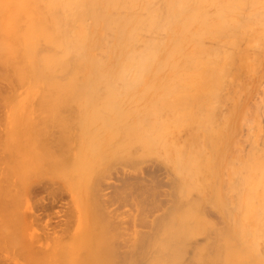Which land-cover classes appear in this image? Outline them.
I'll use <instances>...</instances> for the list:
<instances>
[{
  "label": "bare ground",
  "instance_id": "6f19581e",
  "mask_svg": "<svg viewBox=\"0 0 264 264\" xmlns=\"http://www.w3.org/2000/svg\"><path fill=\"white\" fill-rule=\"evenodd\" d=\"M21 1L0 76L72 95L75 129L72 165L63 147L32 149L30 173L56 165L64 181L69 164L73 185L79 156L87 174L84 240L59 261L264 264V0ZM29 126L24 142L45 147L33 136L44 125ZM11 189L0 188V264H42L41 208L14 211Z\"/></svg>",
  "mask_w": 264,
  "mask_h": 264
},
{
  "label": "rangeland",
  "instance_id": "374dc122",
  "mask_svg": "<svg viewBox=\"0 0 264 264\" xmlns=\"http://www.w3.org/2000/svg\"><path fill=\"white\" fill-rule=\"evenodd\" d=\"M20 4H22L21 0H8V1L7 0H0V11H1L0 12V20H1L0 21L1 22L0 23V27H1L0 28V51H1L0 54L2 55V57H4L3 55L5 54V49H6L5 46H7V45H5V42L7 40V37H9V35L7 33V29H8L7 27L10 26L11 23H14V21H16L18 23L19 28H17V25H16L17 23H14L16 25L17 29H20L22 27V26H20V24H22V20H23V19L21 20V15L17 13V15H19V16L17 17L16 20L13 21L11 18L13 16H15L16 14H13V12H10L13 8H14L13 11L15 10V12H16V9H18ZM11 13L13 16L11 15ZM8 16L9 17L11 16V17L9 18ZM16 16L13 19H15ZM8 18H9V20H7ZM18 20H20V21H18ZM22 30L23 29L21 28V30H19V31H22ZM2 45L4 46V48L1 49ZM17 49L19 50V47ZM3 50H4V53H3ZM19 52L21 53V49L19 50ZM19 52H17L16 56L18 55ZM3 67H5V66H2V68ZM7 69H9V68L5 67L3 72H5V70H7ZM0 72L2 74H5L2 72L1 67H0ZM7 72H9V70ZM7 72L5 75L8 74ZM1 73H0V75L3 76ZM11 77L9 76V77H6L5 79L6 80L8 79L11 82V80L9 79ZM1 79H0L1 80L0 84L1 83L2 84L0 85V91L3 92V97H2V93L0 92V95H1L0 96V102L2 101L1 102L2 108L0 107V180H2V182H0V183H2L3 185L1 184L2 187H0V188H3V190L8 188L9 186L12 188L11 191L14 193V195H16V197L13 200L14 201L13 208L15 207L17 209V210H15V209H13V210L16 212L19 211L20 213H23L26 217H28V215L30 213L35 211L36 207L41 208L40 211H41L42 215H41L40 224L42 227V240H43V242H42L43 243L42 244L43 245L42 246V254H43L42 255V264H62L59 261V258H60L59 256H61L60 254H62L63 252H64V254H67V252L68 253L72 252V245L76 242V240H84V230L82 231V229H83L84 223H85V216H84L85 212H82V211L80 212V210H83L82 208H84V211H86L85 210L86 199L83 196L84 193L82 190H83V183L86 180L87 174L85 173V170L82 167H80V164H78L79 163V156H77V159H76V166H79V173H76L77 178L75 179L74 184L72 185L73 182L70 180L72 177L71 178L69 177L70 179L68 178V180H70V182L68 180H66L67 177L71 176V174H72V168H69V167H71V165H72L71 164V161H72V142H73L74 137H75L74 135L72 136V134L74 133V130H75V129H72V127H73V125H72L73 116L72 115H74V114L71 111L72 110V105H71L72 103H69V102H72V95H70V96L67 95L64 97L59 96V98H56L58 96H55V95H53V96L44 95V94L40 95V93L38 92V89H40L39 81L35 82L36 85L34 84L33 87H32L33 83L31 85H28V83H26V84L22 83L21 84V82H19V85L21 84L23 89H24V87L27 86L26 89L21 90L22 87L19 88L21 85L18 87V85L16 84L18 82V80L17 81L15 80L16 82L13 85H15V86L17 85V86H16V90L13 91L12 90L13 88H11V87H13V85L11 86V84H10V86H9L8 84L10 82L7 83L8 80L6 82V80L3 79V77H1ZM13 79H15V78H13ZM13 79H12L11 83H13ZM5 85H7V88H5L6 87ZM30 86L32 89H30ZM8 87L11 90H8ZM17 87H18V89H17ZM6 89L9 91L8 94H7L8 91ZM28 89H30L31 91L26 92L25 90H28ZM35 90H37V91H35ZM24 91L26 94L25 96H24ZM37 93H38V95H36ZM41 96L43 97V99ZM69 98L71 99V101ZM57 100H59V101H57ZM60 100L61 101H67V103L71 105V106H68L69 109H68V107H65L68 105L67 103L63 104L64 106L61 104V107L63 106L62 108L59 107L60 104H56V103L60 102ZM5 101H6V103L8 102V104H6ZM41 102L42 103L45 102V103L41 104ZM17 103H18V105H17ZM34 103H36V104H34ZM55 104H56V106H55ZM39 106H41V107H39ZM58 109H59V111H58ZM66 109H68V112ZM46 119L48 120V122L50 124L47 122ZM44 121H45V123H44ZM56 123H57V125H56ZM66 123H68V124H66ZM38 124L44 125L42 127L39 126L42 129H44V127H46V125L47 126L49 125V130H48V127H46V129H44V130L41 129L39 131L40 128H38V126H36ZM29 125H32V126L34 125L33 129H35L34 127L38 128V129H35L33 131V133L35 132V134H36V135H33L34 137L43 138V139L47 138V140L46 139L44 140L45 142L47 141V143L45 144V147L42 146L43 147L42 148L41 146H37V144H35L34 142L33 143L35 145L33 146V143H31L32 146L30 145L31 146L30 147L27 142H24L25 137L27 136V134L30 133V132L28 133V131L30 130L28 128L31 127ZM52 125H54V126H52ZM21 126L23 128H21ZM54 127L55 128L57 127L56 128L57 130ZM60 127L62 129L61 131H60ZM17 128H19L21 130H18ZM27 129H28V131H27ZM33 129L31 128V130H33ZM13 131L14 132L16 131V133H14ZM41 131H42V133H41ZM44 131H45L44 134H46L47 137H45L46 135L43 134ZM38 132H40V133H38ZM48 132H49V134H48ZM17 133H18L19 137H18V135H15ZM25 134H26V136H25ZM65 135H66V138H64ZM67 135L69 138L67 137ZM14 137H15V139H14ZM61 137H63V138H61ZM50 140H52V141L50 142ZM63 140H65V141H63ZM58 142H60L59 143L60 146H58V144H57ZM65 143H67V144H65ZM61 144H62V146H61ZM86 145H87V143L85 145H81L80 147L84 146L88 149L89 147H87ZM57 146H58V148H57ZM59 147H61L59 150L61 152L63 151L62 150L63 148H64V151L66 150L65 152L63 151L64 154L67 151L71 152L70 153L71 157L69 158V160L67 159V157L70 156L69 153H66V154H68V156H67V155H63V152L60 154H59V152H54V153H57L59 155L62 154L61 156H67V157H63V158L58 157L61 159L66 158V160H63L64 162L66 161V163H69V161H70L71 165H69V164L65 165L66 167H68V169H71V170L67 169V171H65V173L68 172L67 173L68 176L66 177V174L63 173V174H65L63 176L66 177V179H64V181H66V182H64L62 179L60 181V178H55L56 177L55 172L57 170L54 168L56 167V165H54V167H48L49 171L54 172V174H52V175H43L42 173H39V174H31L30 173L29 165H28V160H29L28 156H29L32 149H34V150L38 149L39 152H41V154H44L46 156H51L52 155L51 153H53L52 150L56 151V149L58 150ZM84 147L82 148V151L83 150L85 151ZM52 148H54V149H52ZM79 150L81 151V149H79ZM50 151H51V153H50ZM27 153H29V154H27ZM57 156L58 155H56V157ZM52 157H54V155ZM72 190H73V199H72ZM76 198H77V202L75 200ZM43 202L46 204V206ZM79 206H80V209L78 208ZM10 208H11V206H10ZM77 209H78V211H76ZM123 209H125V208L123 207ZM76 212L79 213L78 214L79 216L76 215L77 214ZM81 214H84V215H81ZM83 216H84V218H83ZM49 217H51L50 224L48 223ZM81 231H82V234L78 236V234ZM30 235H29V237H30ZM57 251H58V253H57Z\"/></svg>",
  "mask_w": 264,
  "mask_h": 264
}]
</instances>
